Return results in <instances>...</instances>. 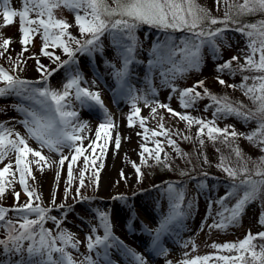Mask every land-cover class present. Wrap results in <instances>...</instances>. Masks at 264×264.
Instances as JSON below:
<instances>
[{
    "label": "snow or ice",
    "instance_id": "obj_1",
    "mask_svg": "<svg viewBox=\"0 0 264 264\" xmlns=\"http://www.w3.org/2000/svg\"><path fill=\"white\" fill-rule=\"evenodd\" d=\"M223 2L228 4V0H223ZM10 3L11 0L0 2V15L3 17L5 27L13 24L15 19L19 18L22 33L21 44L24 46L20 55L22 56L23 52L27 51L26 46L31 42L34 35H41L43 40L42 54L49 57L54 64L59 62L57 68L49 70L37 60L38 70L42 72V78L45 81L59 68L65 65L77 64L78 62L75 60L77 52L91 55L95 51L102 50L100 40L107 32L113 37L118 56L122 60L121 68L116 69L114 75L123 84L130 75L131 65L137 62L136 52L140 47V42L136 36V31L141 25H148L166 33L176 31L190 33L191 35L181 39L179 44L171 35L166 36L163 42H157L152 49L153 59L148 62L149 72L155 68H160L163 83L172 87L173 91H177V89L171 81L182 77L189 71L199 69L202 62L201 50L205 45L209 46L214 54H219L220 49L216 41L217 39H224L223 32L227 30L230 21L236 23L233 20V15L244 16L264 13V0H243L242 3L228 4V10L222 20L211 17L209 10L201 7L196 3V0H114L115 7L109 6L107 0H21L22 8L20 10L12 8ZM220 3L221 0H216L217 5ZM61 7L74 12L75 23L81 36L88 37L83 42L73 37L68 31L72 25L68 24L66 20L56 18L55 10ZM232 8L236 9L234 13H231ZM32 14H35V19L31 18ZM113 17L116 18L112 19ZM205 22L208 26H205ZM217 24H223L225 27L215 29L210 27ZM235 30L249 38V54L245 57V64L239 65V69L241 71L252 70L264 73V20L237 27ZM10 44V39H3L0 43V49H2L0 50V57L5 56ZM72 44H75L76 47L73 48ZM50 46L62 49L68 59L61 61L60 56L48 51ZM257 55L258 59H256ZM8 59L12 60V57H8ZM237 59V57H233L232 60L219 65L218 71L223 72L227 69L230 73H234L236 70L232 69V61ZM109 66L114 67L113 65ZM17 70H20L19 61H15L13 64V72ZM248 79V76H244V82L239 87L246 96L258 105L254 113L243 111L244 106L242 104L235 105L226 96L218 97L211 94L208 89L203 88V81H198L193 88L180 90L181 107L191 108L198 100L208 98L212 103L207 107L214 108V118L235 116L249 121L260 117L258 128L247 134L245 138L254 144L264 145V75L252 77V85L247 84ZM82 82L87 83L78 70L74 73L69 70L68 79L63 85L62 91L52 90L48 87L37 88L32 86L33 82L22 80L0 66V83L4 85V87H0V97L17 95L31 101L29 107L17 106V110L24 114L25 118L20 122L26 128L28 137L36 140L41 148L46 147L57 153H61L64 147H70L74 150L75 155L72 156L68 166L69 184L72 181V165L76 163L79 156L83 155V151H86V149H82V142L85 137L81 133L88 127L87 122L78 121V113L75 110H70V100L78 101L82 107L99 106L104 110L105 116L108 115L107 110L103 108V101L99 92H93L87 87H82ZM218 82L221 85L225 84V81L219 78ZM228 87L235 88L237 86L228 85ZM196 88H203V94L196 91ZM127 92L131 95L132 90L129 88ZM131 98L134 109L132 115L139 116L140 109L136 107V101L140 97L132 95ZM145 103H148L147 99H145ZM158 107L166 108L172 115L186 121L189 127L193 124L199 125L197 136L200 138L201 145L204 143L203 137L205 135L214 142L222 139L226 144L229 140L235 141L243 135L236 132L233 126H226L223 129L217 127L215 119L206 121L188 114H181L164 104H159ZM152 112L155 114L156 109L153 108ZM132 115L128 117L130 127L134 126ZM140 124L143 127L144 120L142 118ZM111 127H113V124L110 119L99 125V130L95 133V139L91 140L88 145L93 154L96 152V142L100 140L101 134L103 133L105 137H109L108 129ZM159 127L162 131H152L153 136L169 135L170 130L164 129L162 123ZM13 136H15V139L11 138ZM145 138L147 139V137ZM183 138L185 140L191 139L188 136ZM77 141L81 142V146H77ZM167 142L179 155H186L181 152L176 142L170 137ZM107 143L106 139L105 145ZM115 147L119 149V139L115 140ZM142 148V158L144 152H148L149 156L157 163L162 162L160 153L163 148L160 146L159 141L156 142L154 153L143 145ZM261 150L264 151V147ZM232 151L238 160L243 161L242 152L238 146L234 147ZM103 152L104 147H101V153L103 154ZM10 153H15V166L19 174V183L23 186V190L29 199L28 202L21 205L19 204L20 194L15 193L17 206L12 208L0 206V227L5 229L4 238H0V256L3 257V259H0V264H77L66 249L69 247L78 249L80 242L74 240L73 235L67 230H60L54 236L50 229L44 227L46 221L51 219L59 229L63 221L54 216H49L48 213L51 209L41 207L39 204L34 205L33 197H35V200L40 198L33 190H30L27 182V177L34 179L31 176L30 165L32 161L28 160L29 155L31 154L37 158L34 162L38 167L41 166L42 162L51 167V164H48V158L42 155L41 151L30 147L28 139L24 136L14 133L12 129H8L0 123V163H3ZM67 159L68 157L61 154L58 161L59 165L63 167ZM84 160L86 170L89 157L85 156ZM91 164L95 165V159L91 160ZM261 164H264V157L261 158ZM133 166L138 176H141L140 168L135 164ZM218 166L231 180L238 181V183L231 185L224 197L216 201L223 208V211L217 213L221 219L209 227L224 229L238 222L247 204L255 201L261 191L264 190V169L257 165L256 171L249 173L246 163L243 167L236 169L226 166L223 158ZM100 167H103V165L101 164ZM12 168L13 164L9 162L3 169H0V199L5 194L6 184L11 183L6 180V174L13 177L17 174L10 171ZM40 170L42 171L43 168L41 167ZM84 175L85 172L82 171L80 173L81 187L84 186ZM93 175L96 182H98V173ZM121 175L123 177V172ZM256 177H259V179ZM238 190H242L243 195L237 199L234 206L231 208L226 207L224 202L230 197L237 196ZM167 194L170 202V212L160 222L153 237V247L160 254H166V249L161 248L159 243L162 234L169 229L174 221L184 215L183 191L177 190L169 184ZM209 207L211 208V204ZM10 212L16 214L15 221L9 217ZM33 215H35V219L30 218ZM99 221L100 226L104 229V235L102 237H93L92 235L86 237L87 249L90 253L95 252L98 248H103V264H113L109 258L108 250L119 248L124 251L132 264H146V260L142 255L126 248L123 242L113 235L109 214L99 213ZM261 223H264V217H262ZM92 231L94 233L96 229L93 228ZM256 239H264V233H257L255 236L249 233L239 243L213 244L212 247L229 252L235 250L238 253L236 256L217 257L224 264H249V260L251 264H264V245H260V251H256L257 246L253 243ZM25 242H27V246H25ZM54 253L59 254L58 258H53ZM210 259H212L210 256L196 257L190 260L185 259L181 261V264H207ZM80 264H98V261L93 256L88 255L80 261Z\"/></svg>",
    "mask_w": 264,
    "mask_h": 264
},
{
    "label": "rangeland",
    "instance_id": "obj_2",
    "mask_svg": "<svg viewBox=\"0 0 264 264\" xmlns=\"http://www.w3.org/2000/svg\"><path fill=\"white\" fill-rule=\"evenodd\" d=\"M2 2V0H0ZM243 0H228V4L242 3ZM201 7L208 9L211 17L217 19H224L225 12L228 10V4H225L223 0L219 5L216 4V0H196ZM10 6L16 10L22 8L21 0H11ZM236 11L235 8L231 9V13ZM230 13V14H231ZM55 16L58 19L66 20L68 24L72 25L68 31L73 37L81 40L87 39L86 36H81L78 27L75 23V14L73 11L67 8H59L55 10ZM234 16V15H233ZM31 18L35 19V14H32ZM231 22V21H230ZM229 22V23H230ZM258 22V21H256ZM255 22V23H256ZM231 24V23H230ZM223 25V24H222ZM223 25L221 28H224ZM237 26H227V30L223 32V40L217 39L216 43L219 46V54H214L211 48L205 45L201 50L202 62L198 70H192L185 73L182 77H178L171 81L172 85L177 89L173 91L172 87L163 83V77L161 76V69L155 68L151 72L148 70V62L153 59L152 49L157 42H163L166 37L161 35H153L145 32L150 27H145V30L137 29L136 36L140 42V47L136 52L137 62L131 65L130 75L126 78L122 84L124 87V93L119 101H116L107 87L96 88L93 83L98 78L92 71V66L87 63L86 58L92 57L101 70V75L104 80L110 85H115L119 82L114 73L116 69L121 68L122 60L118 56L117 49L113 43V37L107 32L101 37L100 44L102 50L93 52L91 55L88 53L81 54L77 52L75 60L78 62L73 65H65L59 68L53 75L47 77L45 81L42 78V72L32 75L31 70L37 65V60L42 55L43 40L41 35H34L30 43L27 44V51L23 52V45L21 44L22 33L20 31L19 18L15 19V22L7 27L4 26L2 15H0V43L3 39H10L11 44L5 56L0 57V66L8 70L10 74L17 76L18 78L26 81L33 82L32 86L41 88L48 87L52 90L62 91L63 85L68 79V72L71 70L73 73L77 70L83 75L84 81L87 83L81 84L82 87L89 88L90 91L99 92L101 100L103 101V108L107 110V117L104 110L99 106L82 107L78 101L71 99V109L78 113L79 122H87V129L81 133L85 139L82 142L83 155L77 158L75 164L72 165V179L76 176H80L82 171L85 172V177L88 178L91 191L93 193V201L87 199L78 198L74 200L69 209L60 207L58 204L59 195L69 193L71 191V184L68 186V166L71 162L72 156L75 155L74 150L70 147H64L61 153L50 151L48 148H41L40 144L28 137V133L24 125L20 122L25 117L24 114L17 110V106L29 107L31 101L25 100L17 95H5L0 97V123L6 128L12 129L14 133H19L28 139V144L34 150L41 151L42 155L48 158V164L42 162L41 166L35 164V157L31 154L28 157L29 161H32L31 176L27 177V182L30 190H33L36 195L39 196V200L33 198L34 205L39 204L41 207L49 208L51 211L49 216H54L58 220L63 222L60 228L57 229L55 223L49 219L44 224V227L50 229L55 236L60 230H67L70 232L74 240L79 241L78 249H72L71 247L66 250L72 255L73 259L80 264V261L84 260L85 256L91 255L98 261V264H103L104 249L98 248L95 252L90 253L87 249L86 237L89 235L103 236L104 229L100 226L99 213L109 214L112 233L123 242L126 246V238L120 230L114 229L116 223L122 224L121 221L115 220V214L117 209L126 208L130 214H136V219L133 222H137L140 225V232L146 234L150 233L148 229L156 232L160 222L170 212V202L168 199L167 188L169 184L173 185L177 190H181L184 193L183 202V217L174 221L169 229L162 234L160 239V247L166 249V254H160L159 259L150 258L142 255L146 264H181V261L185 259H194L196 257L210 256L207 264H224L223 261L217 259L219 256H236L238 253L233 250L231 252L227 250L217 249L212 247L215 245H223L226 243H239L243 241L249 233L255 236L257 233H264V223H261L262 217H264V190L261 191L258 198L247 204L242 214L239 217L238 222L227 228H210L214 222L219 221L221 217L217 215L218 212L223 211L220 204L216 203L221 197H224L226 191L231 188V183L218 182L216 176L208 175L204 180L199 178H191L188 183L183 182H169L151 190L149 193H145L140 188L142 175L138 176L134 164L142 168L147 163L156 162L149 156L148 152H144L143 158L141 153L143 152L142 145L147 147L150 152L154 153L156 148V142H160V146L163 151L160 153L162 163L171 168L173 162H179L177 165L181 166L184 163L180 160V156L173 149L166 152L164 144H169L168 138L170 137H191L193 143L194 159L198 160L202 167L206 165V159L204 156L203 145L200 144V138L197 136L199 125L193 124L188 126L186 121H182L179 117L172 115L166 108L158 107L159 104H164L173 109L175 112L181 114H188L192 117L211 121L215 119L216 126L220 127L223 123H228L229 126H233L237 132L245 136V132L252 133L258 128L260 117L249 121L242 120L235 116H228L226 118H214L213 107H207L212 102L208 98L198 100L199 103L191 108H182L179 100L180 90L193 88L198 81H203V88L209 87L213 89L214 82H218V78L225 81L222 85L224 89L231 90L233 94H221L226 96L229 100L235 104V102L241 97L240 104H242L246 110L255 112L257 104L253 102L248 96L244 94V91L239 87L243 83V77L248 76V85L253 84L252 77L264 75L252 70L241 71L239 65L245 64V57L249 54V38L235 29ZM171 35L175 38L176 43L179 44L180 40L191 34L186 32H169L165 33V36ZM73 48L75 44L71 45ZM259 46V45H257ZM2 50V49H0ZM50 52L51 50L48 49ZM56 56H60L61 61L67 60L68 57L63 53L62 49L59 53H55ZM8 57H12L9 60ZM233 57H237L236 61H232V69L236 71L230 73L229 70L223 72L218 71V66L224 64L226 61L232 60ZM258 55L256 59H258ZM177 59H179L177 57ZM15 61H19L20 70L13 72V64ZM46 67L51 70L58 67L59 62L53 63ZM83 62V63H82ZM78 65L80 67H78ZM113 65L114 67H110ZM219 83V82H218ZM228 85H236L237 87H228ZM0 87H4L3 83H0ZM131 89V95L128 94L127 89ZM203 88H196V91H202ZM215 94V93H214ZM140 97L136 101V107L140 109L139 116L132 115L134 109L131 96ZM219 97V96H218ZM147 99L148 103H145ZM232 99V100H231ZM121 100V101H120ZM236 105V104H235ZM155 108L156 112L153 114L152 109ZM129 115H132L134 126L130 127L128 122ZM144 120L143 127L140 124V119ZM162 118V119H161ZM111 120L113 127L109 128V137H105L101 134L100 140L96 142V152L92 153V150L88 147L91 140L95 139V133L99 130V125L107 120ZM170 120V124L176 125V128L181 132L177 134L169 131L168 136L157 135L153 136L152 131L161 132L159 125L162 123L164 129L169 130V126L166 123ZM255 126H251V123H255ZM250 125V126H249ZM147 129V131H145ZM147 137V139L145 138ZM15 139V136L11 137ZM123 138V139H122ZM108 143L105 145V140ZM121 139L119 149L115 147V140ZM204 139V137H203ZM77 146H81V142L77 141ZM238 146L242 152L243 161L238 160L235 153H229L228 157L223 158L226 166H230L236 169L243 167L246 163L249 173L256 171L257 165H260L264 169V164H261V158L264 157V151L261 150L264 145L250 144L248 148L243 145L234 143V147ZM101 147H104L103 154L101 153ZM170 153V154H168ZM63 156L68 157L65 160L63 167L58 163ZM89 157V164L85 170L84 157ZM95 159V165L91 164V160ZM222 159V157H221ZM221 159L220 164H221ZM9 162L13 164V168L10 170L17 174L9 176L6 174V180L10 181V184H6V191L4 195H12V205L9 208L17 206L15 193H19V204L28 202V196L23 190V186L19 183V174L15 166V153H10L8 158L0 163V169H3ZM103 167H100V165ZM218 163V165H220ZM170 165V166H168ZM41 167L43 170L41 171ZM219 167V166H218ZM221 169V167H219ZM221 171L225 173L222 169ZM123 172V177L121 173ZM94 173H98V182H96ZM226 174V173H225ZM81 177V176H80ZM229 188H227V186ZM62 191V192H61ZM229 191V190H228ZM243 195L242 190H238L237 196L230 197L224 202L226 207L231 208L237 202V199ZM9 198V197H8ZM54 201V203H53ZM211 204V208L209 205ZM190 205V206H189ZM127 212V211H126ZM127 214H129L127 212ZM14 221L16 220V214H9ZM35 219V215L30 217ZM96 231L93 233L92 229ZM5 229L0 227V238H4ZM253 243L257 246L256 251H260V245H264V239H256ZM27 246V242H25ZM129 249V247L126 246ZM115 250L122 252V255L126 258L127 262L115 261L112 254ZM187 254V255H186ZM108 255L113 264H132L131 260L125 255L124 251L119 248H113L108 250ZM59 254L54 253L53 258H58ZM247 258V257H246ZM0 259H3L0 256ZM16 259V258H14ZM249 264L251 261L249 260Z\"/></svg>",
    "mask_w": 264,
    "mask_h": 264
},
{
    "label": "trees",
    "instance_id": "obj_3",
    "mask_svg": "<svg viewBox=\"0 0 264 264\" xmlns=\"http://www.w3.org/2000/svg\"><path fill=\"white\" fill-rule=\"evenodd\" d=\"M107 3L111 7H115L114 0H107ZM116 17H113L112 19H115ZM233 20L236 21V23H228V26L233 25V26H243L246 24L250 23H255L256 21L264 20V13H256L253 15H244V16H233ZM205 26L207 25V22H205ZM223 25L222 24H217V25H211L210 27L215 29V28H221ZM145 27H150L148 25H141L138 29L141 28V30H145ZM145 32H148L150 35H161L162 37H166L165 33L162 32L156 28L150 27L149 30H146ZM180 32V31H176ZM186 34H189L186 32ZM213 89L209 87H205L208 89V91L216 96L222 97L221 94H233L231 90L224 89L220 83L214 82V85L212 86ZM203 94V90L199 91ZM215 93V94H214ZM239 99L235 102L236 105L240 104V101L242 100L241 97H238ZM232 100V99H231ZM197 103H199L197 101ZM245 112H248L250 110H246L245 108L242 109ZM170 120H167L166 123L169 126L170 132L174 134H180L181 132L179 129L176 128V125L170 124ZM258 124V123H257ZM251 126H255V123H251ZM249 125V126H250ZM226 126H229L228 123H223L219 128L223 129ZM218 127V126H217ZM237 132V130H235ZM239 133V132H238ZM248 134V131L245 132V136ZM245 136H239L235 141L229 140V142L226 144L223 142L222 139L216 140L215 142L211 139H209L206 135L204 136V143H203V151H204V156L206 159V165L205 167H202L199 163L198 160L194 159V155L192 156L193 152V143L192 139L190 140H185L182 137H173L174 141L176 142V145L178 148L181 150L182 153L186 155H179L180 160H182L184 163H181V166H178L177 164L179 162H173L171 168H167L162 162L161 163H146L144 167L142 168V180L140 183V188L143 192L149 193L151 190L158 188L160 186H163L164 184H167L169 182H183V183H188V180L191 178H201L204 180V178L208 175H215L218 178V182H227V183H238V181H233L231 180L227 174L223 173L221 169L218 167V163L220 164V159L228 157L229 153H234L232 149L234 148V143L238 142V144L243 145L245 148H248L250 144H254L250 141H248ZM258 146L257 144H254ZM166 152L169 151L170 149H173V147L170 144H164ZM250 149V147H249ZM170 154V153H168ZM184 173V174H182ZM259 179V177H256ZM80 176L74 177L71 181V191L66 193L65 195L58 193V204L59 206H63V208L69 209L71 204L73 203L74 200H77L78 198H89L90 200L93 198V193L91 191L90 185H87L89 180L87 177H83L84 179V186L81 187L80 185ZM225 184V183H224ZM68 186L70 184L68 183ZM62 192V191H61ZM9 197V198H8ZM35 198V197H33ZM12 200L13 197L12 195H4L2 199H0V206L7 207L12 206ZM12 205H8V204ZM9 214H12L10 212Z\"/></svg>",
    "mask_w": 264,
    "mask_h": 264
},
{
    "label": "bare ground",
    "instance_id": "obj_4",
    "mask_svg": "<svg viewBox=\"0 0 264 264\" xmlns=\"http://www.w3.org/2000/svg\"><path fill=\"white\" fill-rule=\"evenodd\" d=\"M50 52L59 53L61 51L60 48H53L49 47ZM39 62L40 64L47 66L50 65L51 62L49 57L44 56L43 54L39 57ZM88 64L92 66V71L95 73L97 76V80L94 81L93 85L96 88L100 87H107L112 96L115 97L116 101H119V99L122 97L121 95L124 93V87L123 85L118 82L116 84L117 88L115 89V85H110L107 81L104 80L103 76L101 75V70L98 66V63L92 58L88 57L86 60ZM83 63V62H82ZM78 67H80L78 65ZM38 64L33 67L31 70L32 75L38 74ZM121 101V100H120ZM123 139V138H122ZM121 141V139H120ZM115 144V143H114ZM94 200V198H92ZM129 214H127V212ZM120 219V220H119ZM136 219V214H130V212L125 208L122 209H117L116 214H115V220H119L122 222V224L116 223L114 225V229L120 230L123 235L126 238V246L129 247V249L135 251L138 254H142L144 256H148L150 258H156L159 259L160 252L153 247V237L155 235V231L152 230V235H151V229H148L150 233L146 234L143 231L140 232V225L137 224V222H133L132 220ZM113 258L115 261L119 262H127L126 258L124 255H122V252L119 250H115L114 253L112 254Z\"/></svg>",
    "mask_w": 264,
    "mask_h": 264
}]
</instances>
